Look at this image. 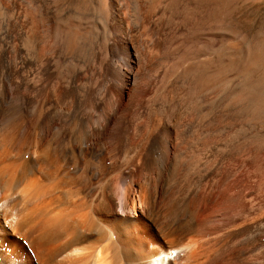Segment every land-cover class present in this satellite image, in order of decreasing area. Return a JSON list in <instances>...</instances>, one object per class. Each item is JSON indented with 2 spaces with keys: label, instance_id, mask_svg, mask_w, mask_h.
Wrapping results in <instances>:
<instances>
[{
  "label": "bare ground",
  "instance_id": "obj_1",
  "mask_svg": "<svg viewBox=\"0 0 264 264\" xmlns=\"http://www.w3.org/2000/svg\"><path fill=\"white\" fill-rule=\"evenodd\" d=\"M234 2L0 0V264H264Z\"/></svg>",
  "mask_w": 264,
  "mask_h": 264
},
{
  "label": "rangeland",
  "instance_id": "obj_2",
  "mask_svg": "<svg viewBox=\"0 0 264 264\" xmlns=\"http://www.w3.org/2000/svg\"><path fill=\"white\" fill-rule=\"evenodd\" d=\"M65 1L76 3L84 0ZM203 4L207 6V3ZM232 7L230 8L232 27L250 37L257 35L258 32L264 33V0H235Z\"/></svg>",
  "mask_w": 264,
  "mask_h": 264
}]
</instances>
